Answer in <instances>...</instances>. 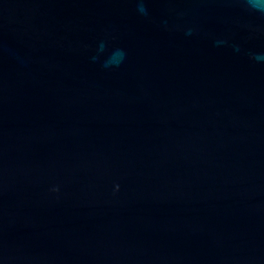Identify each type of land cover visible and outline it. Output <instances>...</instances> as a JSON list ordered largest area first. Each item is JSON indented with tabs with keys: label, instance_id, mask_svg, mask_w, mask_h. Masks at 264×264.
Segmentation results:
<instances>
[{
	"label": "water",
	"instance_id": "obj_1",
	"mask_svg": "<svg viewBox=\"0 0 264 264\" xmlns=\"http://www.w3.org/2000/svg\"><path fill=\"white\" fill-rule=\"evenodd\" d=\"M0 264H264V15L0 0Z\"/></svg>",
	"mask_w": 264,
	"mask_h": 264
},
{
	"label": "clouds",
	"instance_id": "obj_2",
	"mask_svg": "<svg viewBox=\"0 0 264 264\" xmlns=\"http://www.w3.org/2000/svg\"><path fill=\"white\" fill-rule=\"evenodd\" d=\"M244 2L248 5V8L256 11V12H260L262 15H264V0H244ZM138 11L144 13L145 15H147V10L146 8H144L143 3L140 4ZM104 50V46L101 45L100 47V51ZM126 53L121 50V49H117L116 51H114L111 56L108 58V60L105 62L104 67H110L113 64L115 65H119L124 57H125ZM256 60H260L261 56L257 55L254 57ZM93 59H97L96 57H94ZM117 188L119 187L118 185L116 186ZM53 191H58V188H53Z\"/></svg>",
	"mask_w": 264,
	"mask_h": 264
}]
</instances>
